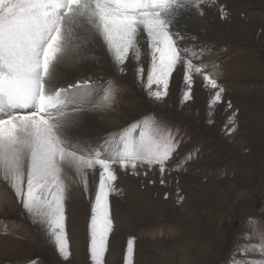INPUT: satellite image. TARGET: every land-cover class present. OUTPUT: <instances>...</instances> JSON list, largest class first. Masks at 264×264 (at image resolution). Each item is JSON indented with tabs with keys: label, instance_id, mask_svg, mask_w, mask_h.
<instances>
[{
	"label": "rangeland",
	"instance_id": "obj_1",
	"mask_svg": "<svg viewBox=\"0 0 264 264\" xmlns=\"http://www.w3.org/2000/svg\"><path fill=\"white\" fill-rule=\"evenodd\" d=\"M195 10L205 24L196 32L180 27L179 43L190 50L189 57L197 53L193 62L223 88L219 103L209 105L218 89L206 88L200 74L193 75L191 98L182 99V65L167 96L151 97L150 55L143 46L137 64L127 62L122 72L103 46L94 74L88 75V82L111 95L108 101L97 98L91 108L99 110L105 130L77 143L118 142L120 134L147 119L178 145L165 163L163 185L158 165H138L135 172L113 165V231L104 264H125L130 238L133 264H233L238 248H247V259L256 264L261 259L253 246L260 243L256 229L264 231V0H203ZM80 126L94 128L90 122ZM98 180V174H88L87 191L78 181L68 191L62 180L67 257L47 225L0 180V264H93L89 226Z\"/></svg>",
	"mask_w": 264,
	"mask_h": 264
},
{
	"label": "snow or ice",
	"instance_id": "obj_2",
	"mask_svg": "<svg viewBox=\"0 0 264 264\" xmlns=\"http://www.w3.org/2000/svg\"><path fill=\"white\" fill-rule=\"evenodd\" d=\"M202 3L0 0V180L11 187L30 215L47 225L63 256L69 255L61 180L64 170H75L85 191L89 170H94L93 175L98 170L89 254L93 264H104L113 231L109 205V194L116 190L113 165L131 167L133 172L138 165H158L163 185L165 163L178 147L171 134H160L147 119L120 134L118 142L95 146L75 142L72 133L80 126L82 113L97 98L108 101L111 93L88 81L62 86L68 70L78 69L102 45L122 72L130 58L138 59L143 39L150 55L146 86L151 97L160 100L167 96L173 73L182 65V99L191 98L193 75L200 74L206 88L218 89L209 100L214 106L221 100L223 88L193 62L199 58L195 51L191 57L187 55L190 50L180 45L183 33L177 28L181 13ZM256 232L260 243L253 250L261 256L259 264H264V231L257 228ZM133 254L134 239L130 238L125 264H133ZM248 256L247 248H238L233 264H256Z\"/></svg>",
	"mask_w": 264,
	"mask_h": 264
},
{
	"label": "bare ground",
	"instance_id": "obj_3",
	"mask_svg": "<svg viewBox=\"0 0 264 264\" xmlns=\"http://www.w3.org/2000/svg\"><path fill=\"white\" fill-rule=\"evenodd\" d=\"M203 6V5H202ZM196 8L190 7L187 12H182L180 16V23L177 25V28L179 29L180 27L183 28H189V30L197 31L200 27L201 24L204 23V19L202 16L198 14L195 10ZM143 46V52H147L148 48L146 46V41L141 39L140 41V49ZM102 45H97L93 51L89 54V57L82 63V65L78 69H70L68 70L67 77L63 82L62 86H68L73 83H80L90 79L88 78V75H93L95 69L97 68V56L102 54ZM142 54V52H141ZM109 57V60L112 62V64L115 66L113 59ZM130 61V62H129ZM130 66H135L138 62L137 58H130L129 59ZM86 72V73H84ZM84 73V74H83ZM97 73V72H96ZM197 75V74H196ZM96 107V106H95ZM93 108V107H92ZM99 111V110H98ZM98 111H94L93 109H86L82 113V119L80 121V124L84 123H92L94 124V128L87 129L84 128L82 131V126H79L76 128L72 135L75 138V142H82V141H91L92 139H96L94 135H99L102 131L105 130V127L101 125L100 123V117L98 115ZM81 144V143H79ZM94 170H89V174H91ZM97 171L98 174V170ZM72 177V178H70ZM71 179V181H70ZM61 180H64L65 182L68 183L67 190L72 189V185H74V181L81 182V178L78 174L75 173V170H64L61 174ZM3 181V180H2ZM30 231V230H29Z\"/></svg>",
	"mask_w": 264,
	"mask_h": 264
}]
</instances>
